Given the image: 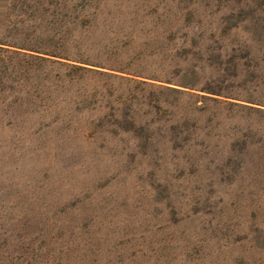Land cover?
Listing matches in <instances>:
<instances>
[{"label": "rangeland", "instance_id": "374dc122", "mask_svg": "<svg viewBox=\"0 0 264 264\" xmlns=\"http://www.w3.org/2000/svg\"><path fill=\"white\" fill-rule=\"evenodd\" d=\"M134 1L100 9L129 12V28L135 14L191 15L141 18L139 29L178 42L223 18L264 25V0ZM139 89L119 110L105 96L0 122V264H264V188L229 184L223 166L250 121L224 103ZM116 123L125 133H90Z\"/></svg>", "mask_w": 264, "mask_h": 264}, {"label": "trees", "instance_id": "16d2710c", "mask_svg": "<svg viewBox=\"0 0 264 264\" xmlns=\"http://www.w3.org/2000/svg\"><path fill=\"white\" fill-rule=\"evenodd\" d=\"M110 3L129 7V0H0V106L9 101L0 122L41 120V109L62 104L87 110L105 96L115 97L105 108L119 110L136 100L140 87L195 98L196 106L224 103L250 121L241 154L223 164L231 172L228 183L264 188V25H229L232 18H223L224 26L201 28L193 42H178L172 31L153 36L139 29L141 18L163 23L191 15L135 14L129 28V12L101 11ZM248 19L257 17H240ZM90 133L125 131L116 123L109 129L92 125Z\"/></svg>", "mask_w": 264, "mask_h": 264}]
</instances>
